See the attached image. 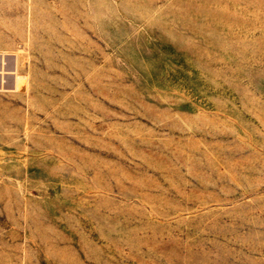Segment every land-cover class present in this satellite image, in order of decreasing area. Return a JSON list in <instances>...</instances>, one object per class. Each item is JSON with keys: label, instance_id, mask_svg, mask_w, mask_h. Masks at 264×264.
Returning a JSON list of instances; mask_svg holds the SVG:
<instances>
[{"label": "rangeland", "instance_id": "1", "mask_svg": "<svg viewBox=\"0 0 264 264\" xmlns=\"http://www.w3.org/2000/svg\"><path fill=\"white\" fill-rule=\"evenodd\" d=\"M0 264H264V0H0Z\"/></svg>", "mask_w": 264, "mask_h": 264}]
</instances>
